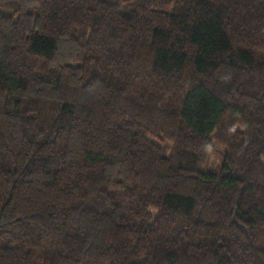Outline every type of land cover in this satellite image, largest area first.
Masks as SVG:
<instances>
[{"label": "trees", "instance_id": "obj_1", "mask_svg": "<svg viewBox=\"0 0 264 264\" xmlns=\"http://www.w3.org/2000/svg\"><path fill=\"white\" fill-rule=\"evenodd\" d=\"M125 1L0 0V264H264V0Z\"/></svg>", "mask_w": 264, "mask_h": 264}, {"label": "rangeland", "instance_id": "obj_2", "mask_svg": "<svg viewBox=\"0 0 264 264\" xmlns=\"http://www.w3.org/2000/svg\"><path fill=\"white\" fill-rule=\"evenodd\" d=\"M117 1L123 6V9L133 8V6H129V4L127 6H125V4H126L125 0H117ZM223 161H224L223 148L214 142L213 148L209 152V155H208V161L206 163H203L200 165V170L210 171V172H218L221 169Z\"/></svg>", "mask_w": 264, "mask_h": 264}]
</instances>
